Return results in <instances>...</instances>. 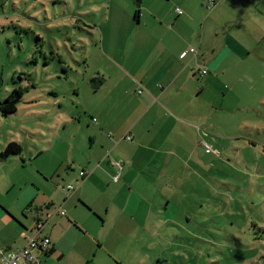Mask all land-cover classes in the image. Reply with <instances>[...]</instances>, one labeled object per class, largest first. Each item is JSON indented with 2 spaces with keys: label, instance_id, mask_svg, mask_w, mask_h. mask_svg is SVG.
<instances>
[{
  "label": "rangeland",
  "instance_id": "rangeland-1",
  "mask_svg": "<svg viewBox=\"0 0 264 264\" xmlns=\"http://www.w3.org/2000/svg\"><path fill=\"white\" fill-rule=\"evenodd\" d=\"M153 1L0 0V101L13 91L21 94L14 113L0 111V202L8 209L1 203L0 208L16 214L39 191L50 196L52 210L42 215L47 222L40 236L56 209L66 212L71 206L68 200L85 180L88 162L98 164L95 155L102 152L92 151L89 142L97 125L91 118L108 106L112 119L129 113V103L119 110L120 103L112 102L119 91L114 93L116 78L103 56L115 45L103 42L106 23L112 25V37L117 23L127 32L136 26L135 10H151ZM182 1L160 0L162 14L174 19ZM187 1L195 22L185 31L198 35L191 47L196 53L212 48L225 55L210 83L204 85L205 76L197 75L203 90L188 106V113L201 119L197 127L211 134L206 143L217 154L202 153V168H208L200 170V184L187 189L185 209L178 199V209L165 211L178 225L166 223L161 212L146 219L148 227L159 226L154 232L139 227L137 234H108L93 228L91 207L79 203V211L88 215L76 235L80 243L90 242L91 255L96 253L88 264H264V0L217 1L210 11ZM104 74L111 77L105 84ZM10 142L21 153L2 158ZM68 185L73 193L64 192ZM84 193L91 206L103 204L95 195L100 193ZM136 197L132 194L138 202ZM138 204L141 213L146 206ZM35 210L25 211L29 220L19 216L32 232ZM59 219L54 216L51 223Z\"/></svg>",
  "mask_w": 264,
  "mask_h": 264
},
{
  "label": "crops",
  "instance_id": "crops-1",
  "mask_svg": "<svg viewBox=\"0 0 264 264\" xmlns=\"http://www.w3.org/2000/svg\"><path fill=\"white\" fill-rule=\"evenodd\" d=\"M195 1L199 6L195 8L210 11L217 1L224 0H213V4L209 0ZM153 2L151 10L142 6L137 20L133 21L136 26H129L127 32L118 30L117 23L116 34L112 37V25L106 23L108 29L104 30L103 42L110 44L114 41L115 45L113 50L106 48L103 56L113 68L112 79L116 78L114 93L119 91L115 95L118 99L112 102L114 105L117 101L120 103L119 110L123 104L129 103V113L120 112L117 119H112L108 115V106L105 113L99 108L97 118H91V122L97 125L89 132V142L92 151L97 148L102 154L95 155L98 157L96 166L89 161L84 168L87 172L85 180L68 200L71 206L66 212L63 210L65 215H53L51 221L54 216H60V219L50 221L45 227L44 236L49 238L50 246L46 253L37 252L41 264H88L96 257V253L93 252L94 256L90 254V242L80 243V237L76 235L77 228L84 226L80 223L81 218L87 214L79 211V203L84 202L91 207L93 214L90 216L96 220L93 228L97 231L137 234L140 227L141 230L154 232L159 226L152 222V226L148 227L146 219L151 220L154 215L160 217L161 212L173 207L178 209L175 205L178 199L185 209L186 195L191 193L187 189L198 186L202 180L200 170L208 168H202L201 157L202 153H207L203 144H207L211 134L202 133L197 127L203 125L201 119L188 113V106L193 103V97L203 90L196 81L197 75L205 76L204 85L210 83L225 55L212 48L197 53L189 51L193 49L191 44L198 40V35H189L185 31L195 22L193 7L188 4L190 1L184 0L174 8V19L162 14L160 0H156L154 5ZM179 6L181 15L175 11ZM198 42L200 49L202 39ZM128 46L130 51H126ZM182 53H185L184 58L180 57ZM103 77L104 84L111 79L109 74ZM136 90L138 97H133L131 93ZM116 174H119V179L114 182L112 175ZM204 183L208 186L207 181ZM93 187L97 189L93 190ZM84 191H91L93 195L94 192L100 193L95 195L99 196L98 201L103 203L101 206L104 205V208L91 206ZM132 194L137 195L135 200L145 203L146 208L140 209L141 213ZM49 197L39 191L31 202H25L28 203L25 208L16 206V214L11 211L6 213L0 208V251L9 252L24 246L32 231L19 216L29 220L25 211L33 206L36 209L33 211V224L36 219L44 218L42 215L52 210ZM0 203L8 209L5 203ZM163 215L168 218L166 223L178 225L175 218L167 216L166 212ZM137 217H140L139 225H135ZM92 239H98L97 243L101 241L96 237Z\"/></svg>",
  "mask_w": 264,
  "mask_h": 264
},
{
  "label": "built area",
  "instance_id": "built-area-1",
  "mask_svg": "<svg viewBox=\"0 0 264 264\" xmlns=\"http://www.w3.org/2000/svg\"><path fill=\"white\" fill-rule=\"evenodd\" d=\"M209 3L213 4V0H209ZM176 13L178 15L182 14V10L180 8L175 9ZM190 52H194V49H189ZM181 58L185 57V53H182L180 55ZM204 74V71L202 72ZM126 140H130L129 137L125 138ZM205 151L207 153L214 152L217 154L216 151H212L210 146L207 144L204 145ZM119 169L121 168L119 164L116 165ZM119 179V174H116L113 176L112 181L117 182ZM70 191H73V188L68 185L65 189L64 192L68 193ZM56 215L63 216L65 215V212L58 211V209L55 210ZM47 222V218H40L37 219L35 222V227H34V235L33 234L28 236L26 238V242L23 247L14 249L13 251L9 252H2L0 251V264H41L40 257L37 255V252L41 253H46L49 246H50V240L49 238L45 236H40V231L44 227V225Z\"/></svg>",
  "mask_w": 264,
  "mask_h": 264
},
{
  "label": "trees",
  "instance_id": "trees-1",
  "mask_svg": "<svg viewBox=\"0 0 264 264\" xmlns=\"http://www.w3.org/2000/svg\"><path fill=\"white\" fill-rule=\"evenodd\" d=\"M137 3L139 2H136V4ZM138 15H139V7L137 8V10H135L133 16L134 20H137ZM20 98H21L20 92H18L17 90L13 91L7 98H5L3 101H0V111L3 114L14 113L17 109V103L20 101ZM20 153H21V147L15 142H10L1 153V157L8 158L11 155H19Z\"/></svg>",
  "mask_w": 264,
  "mask_h": 264
},
{
  "label": "water",
  "instance_id": "water-1",
  "mask_svg": "<svg viewBox=\"0 0 264 264\" xmlns=\"http://www.w3.org/2000/svg\"><path fill=\"white\" fill-rule=\"evenodd\" d=\"M136 2H139V0H136Z\"/></svg>",
  "mask_w": 264,
  "mask_h": 264
}]
</instances>
